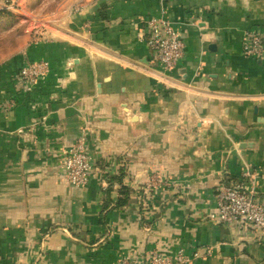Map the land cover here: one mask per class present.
I'll list each match as a JSON object with an SVG mask.
<instances>
[{
    "label": "crops",
    "instance_id": "0c3cea01",
    "mask_svg": "<svg viewBox=\"0 0 264 264\" xmlns=\"http://www.w3.org/2000/svg\"><path fill=\"white\" fill-rule=\"evenodd\" d=\"M47 1L0 17L23 37L0 54V264H264V237L212 218L224 184L250 171L246 187L264 186V60L243 49L244 32L264 36V0H50L32 43L19 27ZM149 18L184 44L168 71ZM39 60L50 72L32 87L18 74ZM78 140L95 174L75 186Z\"/></svg>",
    "mask_w": 264,
    "mask_h": 264
},
{
    "label": "built area",
    "instance_id": "2783aa9c",
    "mask_svg": "<svg viewBox=\"0 0 264 264\" xmlns=\"http://www.w3.org/2000/svg\"><path fill=\"white\" fill-rule=\"evenodd\" d=\"M13 6L15 0H6ZM146 26L150 39L149 48L156 54L157 59L167 68L166 71L177 66L184 57V44L172 23L149 18ZM85 28H90L86 25ZM243 49L248 58L264 60V36L256 31L243 33ZM50 72V63L46 60L29 62L19 71L18 76L34 86L38 79ZM64 169L67 179L72 185H85L90 177L95 174L94 160L87 154L82 140H78L74 147L67 153L64 161ZM245 178L241 181L224 184L215 194L217 202V215L212 218L216 222L232 226L241 224L248 235L258 234L264 237V199L259 200L258 196L264 194V186L246 187L245 180H251L254 175L247 171ZM152 188L154 191L161 185V181L155 176L152 177ZM198 253L195 254V257ZM175 261V262H174ZM191 259L180 252L176 258L164 259L159 255L154 256L152 264H187ZM120 264H133L129 259L123 260Z\"/></svg>",
    "mask_w": 264,
    "mask_h": 264
},
{
    "label": "rangeland",
    "instance_id": "374dc122",
    "mask_svg": "<svg viewBox=\"0 0 264 264\" xmlns=\"http://www.w3.org/2000/svg\"><path fill=\"white\" fill-rule=\"evenodd\" d=\"M20 0H15L13 6L6 7L5 5L3 7L0 6V13L1 12H8L11 15H14V17H20L22 14L23 7L20 5ZM35 6V5H34ZM36 5L37 11L34 10L31 12V15L27 22L25 21L21 27H19V31H25L26 25V31L29 30L30 33V41L32 43H40L43 41V39L46 38V28L43 26L45 23H48L51 21L53 17L54 12V4L52 1L48 0L46 4ZM82 6L76 5L73 6L70 10L75 9H81ZM3 10V11H2ZM6 10V11H5ZM5 17L2 19H6L7 16H1ZM1 19V18H0ZM13 21V19H8ZM87 25H91V23H86ZM14 28V27H13ZM17 38L16 42H21L22 40V34L15 35L10 27H7L3 30H0V54L7 53L8 49H11L15 45V40ZM4 59H7L8 57L6 55H3Z\"/></svg>",
    "mask_w": 264,
    "mask_h": 264
},
{
    "label": "trees",
    "instance_id": "16d2710c",
    "mask_svg": "<svg viewBox=\"0 0 264 264\" xmlns=\"http://www.w3.org/2000/svg\"><path fill=\"white\" fill-rule=\"evenodd\" d=\"M4 15H11V14L8 13V12H1V13H0V17H1V16H4ZM126 193H127V191H126ZM127 201H128L127 199H125V200L123 199V200H121V202H119V204H123V205H124ZM106 208H107V207H106ZM107 209H108V208H107Z\"/></svg>",
    "mask_w": 264,
    "mask_h": 264
},
{
    "label": "water",
    "instance_id": "95a60500",
    "mask_svg": "<svg viewBox=\"0 0 264 264\" xmlns=\"http://www.w3.org/2000/svg\"><path fill=\"white\" fill-rule=\"evenodd\" d=\"M203 136H205V133L203 134ZM249 143H242V145L240 146L241 148H246V147H248L247 145H248Z\"/></svg>",
    "mask_w": 264,
    "mask_h": 264
}]
</instances>
